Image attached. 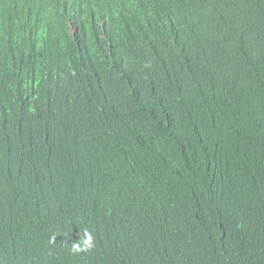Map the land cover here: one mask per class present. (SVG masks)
Here are the masks:
<instances>
[{"label":"trees","instance_id":"trees-1","mask_svg":"<svg viewBox=\"0 0 264 264\" xmlns=\"http://www.w3.org/2000/svg\"><path fill=\"white\" fill-rule=\"evenodd\" d=\"M0 264H264V0H0Z\"/></svg>","mask_w":264,"mask_h":264}]
</instances>
